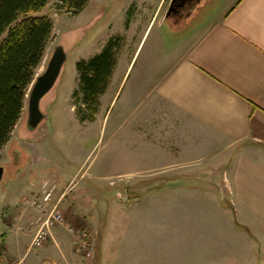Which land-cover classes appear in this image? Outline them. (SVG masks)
<instances>
[{"label": "crops", "instance_id": "1", "mask_svg": "<svg viewBox=\"0 0 264 264\" xmlns=\"http://www.w3.org/2000/svg\"><path fill=\"white\" fill-rule=\"evenodd\" d=\"M143 86L137 82L130 90L137 103L122 149L127 175L162 177L160 187L176 194L174 207L187 208L194 202L188 195L202 194L198 202L216 210L217 221L207 222L211 238L200 237L199 245L192 232H156L147 249L145 222L125 219L121 251L111 252L117 247L107 236L97 264H264V0H228L186 50ZM15 139L6 142L11 157L0 160V166L16 165L0 188V264H72L74 237L68 242L57 234L61 224L37 248H30L32 238L56 203L68 219L96 232L102 200L89 185L68 198V184L58 187L62 176L29 169L32 155ZM214 174L217 183L205 178ZM44 190H52L47 204ZM179 193L187 195L185 202ZM126 203L125 211L140 205Z\"/></svg>", "mask_w": 264, "mask_h": 264}, {"label": "rangeland", "instance_id": "2", "mask_svg": "<svg viewBox=\"0 0 264 264\" xmlns=\"http://www.w3.org/2000/svg\"><path fill=\"white\" fill-rule=\"evenodd\" d=\"M163 3L164 0H87L79 13L71 15L58 10L55 1L51 0L40 12L50 16L53 28L43 57L27 88L23 112L8 141L17 137L15 140L26 148L25 154L27 152L30 157L32 155L29 169L43 168L52 176H62L58 187L62 189L68 184V198L83 186H90L93 196L102 200V207L99 209L101 224L96 232L92 225H80L76 221L73 222V219H68L65 209L59 206L65 214L66 222L74 231L87 233L88 240L93 245L92 254L87 256L77 247L75 233L68 230L67 226L59 225L57 234L67 237L68 242L74 237L72 248L77 260H73L72 264H97L99 244H102L101 241L107 236L117 247L111 249V252L116 251L119 254L126 235L125 219L133 222L130 220L133 217L135 222L140 218L145 222L141 229L145 235L144 243L147 249L153 246L152 239L155 238L156 232H192L195 246L199 245L200 237L205 240H208V236L211 238L212 228L207 222L217 221L216 210L205 209L201 206L203 203L198 202L202 194L188 195L189 200H194L193 203L187 204L190 207L193 205L191 208H186L185 203L174 207L176 194L170 192L169 188L160 187L162 177L139 178L127 175V162L122 160L124 139L130 132L132 111L137 103L130 90H133V86L138 82L144 91L143 85L149 84L163 73L222 7L227 5L228 0H217L214 4L206 5L202 13L188 26H174V31L162 24ZM109 39H114L117 43V66L107 91L100 96L95 119L82 121L81 117L87 114V105L81 101L76 63L99 53ZM59 44L67 55L66 61L52 88L41 98L40 107L46 118L37 128L29 130V91L36 77L45 70L55 46ZM113 129L114 136L111 135ZM8 144L2 147L0 160L5 161L11 157ZM1 167L3 178L0 188L11 180L16 165L3 163ZM205 178L214 183L218 181L215 174ZM205 178L193 180L200 181L199 179ZM139 179H142L141 184ZM155 184L159 187L154 188ZM146 188L149 189L145 190ZM186 196L179 193L177 199L179 202H185ZM135 201L140 205L133 211L124 210L126 202ZM212 244L211 241L210 245Z\"/></svg>", "mask_w": 264, "mask_h": 264}, {"label": "trees", "instance_id": "3", "mask_svg": "<svg viewBox=\"0 0 264 264\" xmlns=\"http://www.w3.org/2000/svg\"><path fill=\"white\" fill-rule=\"evenodd\" d=\"M51 0H0V149L19 121L28 86L39 65L53 22L40 13ZM58 10L79 13L87 0H53ZM116 41L109 39L102 50L88 60H79L76 69L81 101L87 114L81 120L93 121L100 96L108 89L117 66Z\"/></svg>", "mask_w": 264, "mask_h": 264}, {"label": "water", "instance_id": "4", "mask_svg": "<svg viewBox=\"0 0 264 264\" xmlns=\"http://www.w3.org/2000/svg\"><path fill=\"white\" fill-rule=\"evenodd\" d=\"M66 57L64 48L60 44L55 46L45 70L34 80L27 99V127L29 130L37 128L40 122L46 118V114L41 110L40 101L56 82ZM2 173L3 168L0 166V178Z\"/></svg>", "mask_w": 264, "mask_h": 264}, {"label": "built area", "instance_id": "5", "mask_svg": "<svg viewBox=\"0 0 264 264\" xmlns=\"http://www.w3.org/2000/svg\"><path fill=\"white\" fill-rule=\"evenodd\" d=\"M52 190H44L43 193V204H47L51 200ZM35 205L38 209H42V203L40 201L35 202ZM63 224L67 226L68 230L73 231L75 233V243L77 247L82 250L87 256H90L93 252V245L88 240V234L85 232L74 231V228L66 222L64 212L58 207L57 203L53 206V208L48 213L47 217L43 221L42 226L37 230L35 235L32 238L30 248H35L40 246L43 242H45L49 235L50 230L53 226Z\"/></svg>", "mask_w": 264, "mask_h": 264}, {"label": "flooded vegetation", "instance_id": "6", "mask_svg": "<svg viewBox=\"0 0 264 264\" xmlns=\"http://www.w3.org/2000/svg\"><path fill=\"white\" fill-rule=\"evenodd\" d=\"M207 2V0H164L162 24L171 31H174V26L186 27L202 13Z\"/></svg>", "mask_w": 264, "mask_h": 264}]
</instances>
